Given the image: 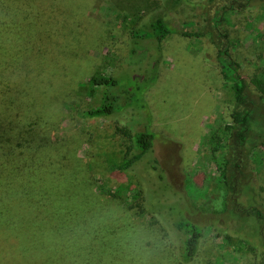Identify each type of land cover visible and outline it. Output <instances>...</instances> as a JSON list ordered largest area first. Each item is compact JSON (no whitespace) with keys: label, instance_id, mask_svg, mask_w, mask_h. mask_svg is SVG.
<instances>
[{"label":"rangeland","instance_id":"374dc122","mask_svg":"<svg viewBox=\"0 0 264 264\" xmlns=\"http://www.w3.org/2000/svg\"><path fill=\"white\" fill-rule=\"evenodd\" d=\"M221 1L69 0L64 20L39 27L43 33L55 28L52 38L39 37L55 41V56L39 57L44 73L32 76L41 95L30 115L50 141L38 160L61 158L70 167L62 180L49 170L44 178L40 171L17 173L0 160V223L16 231L25 253L68 264H264L257 223L231 212L223 182L234 98L208 21ZM158 17L175 31L203 36L172 33L159 45L154 39L136 44L128 35V28ZM222 28L242 74L264 80V2L228 9ZM59 29L67 34L62 39ZM98 73L146 88L143 108L83 118L101 101L103 89L88 82ZM122 128L132 135L148 128L156 136L153 150L124 173L115 165L134 146ZM249 163L243 207L254 198L264 204V144L251 151ZM181 219L203 233L188 263L181 257L185 236L175 227Z\"/></svg>","mask_w":264,"mask_h":264},{"label":"trees","instance_id":"16d2710c","mask_svg":"<svg viewBox=\"0 0 264 264\" xmlns=\"http://www.w3.org/2000/svg\"><path fill=\"white\" fill-rule=\"evenodd\" d=\"M172 1L180 5L185 0ZM255 2L264 0H222L208 21L210 30L212 29V41L218 51L221 77L230 85L234 98L231 124L225 128L229 137L223 182L228 188L231 212L255 220L264 247V204L254 198L248 207H243L239 201L253 176L250 173L249 154L259 144H264L259 141L264 136V80L257 76L246 78L242 74L239 63L233 58L228 35L222 28L223 14L228 9L242 11ZM68 14L69 0H0V160L6 168L7 164L14 165L17 173L29 169V173L36 177L40 171L44 178L45 172L49 170L47 173L58 175L64 180V175L70 167L67 161L61 158L45 156L41 161L38 160L39 154L45 147L50 146V141L40 132L31 118L33 115H30L34 107L32 104L35 105L41 95L32 77L36 72L38 75L39 71L44 73L39 57L52 60L55 56V49L50 50L55 47V41L47 42L48 38H45L46 42L43 43L41 40L44 38H39L44 34L52 38L55 28L43 33L39 27L50 25L52 28ZM172 33L188 38L203 36L202 33L179 29L175 31L161 17L154 19L147 26L128 28V35L136 44V39H154L160 45ZM57 35L62 39L67 34L59 29ZM17 73L20 74L18 79L15 78ZM37 78L40 80L35 76V82ZM88 82L93 87L102 88L103 94L98 105L82 112L83 118H106L131 107L143 108L141 103L146 88L125 85L121 79L107 73H98ZM54 98L55 94H51L50 100ZM5 101L9 103L6 104ZM23 116L24 120L20 121L19 118ZM119 130L125 137L132 139L134 146V152L132 147L129 148L126 156L115 165L118 171L124 173L153 150L156 136L148 128L134 135L126 128ZM152 169H158L156 160L153 161ZM39 181L45 183L44 179ZM18 182L20 180H16V183ZM138 192L136 200L141 197L142 191ZM175 227L185 236L181 257L188 263L198 253L203 236L202 229L188 219L177 221ZM87 231L90 232L88 229ZM16 237L18 234L14 229L0 223V264H68L66 261L57 263L58 260H39L33 252L32 256H29L23 250L24 243L19 242Z\"/></svg>","mask_w":264,"mask_h":264}]
</instances>
